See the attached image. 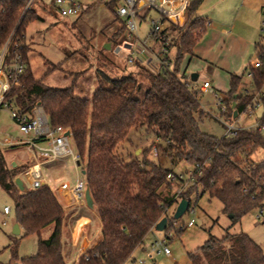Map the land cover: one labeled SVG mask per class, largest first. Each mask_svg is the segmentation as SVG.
I'll return each mask as SVG.
<instances>
[{"label":"trees","instance_id":"trees-1","mask_svg":"<svg viewBox=\"0 0 264 264\" xmlns=\"http://www.w3.org/2000/svg\"><path fill=\"white\" fill-rule=\"evenodd\" d=\"M27 1L0 0V50L9 42L5 64L10 66L18 57L24 65L22 73L11 81L6 100L23 114L40 106L51 128L62 127L70 133L100 225L99 241L74 264H125L166 211L178 200H188L198 188L221 203L230 226L264 207V157L256 162L252 159L258 150L264 152V97L256 96L264 84L263 36L256 45L257 64L248 70L251 88L243 87V76L231 74L229 90L221 100L224 116L232 117L234 111L238 116L260 103L262 117L255 128L218 138L200 132L199 122L207 114L199 101L201 92L180 73L183 60L193 56L207 27V22L196 16L201 0L186 3L181 24L169 23V29L179 33L177 42L167 44L165 31L161 33L164 38H154L167 50L175 46L172 56L162 57L165 64L159 72L139 63L134 72L115 77L99 72L91 100L76 98L74 83L51 88L34 78L24 43L26 26L34 19L32 5L24 11ZM120 22L118 36L125 29L124 21ZM142 128L153 133L163 159L172 165L186 161L193 166L188 186L168 180L172 171L159 159L149 160V150L140 153L142 159L130 156L125 160L118 154L130 131ZM17 147L0 148V189L13 200L15 224L23 234L11 236L7 264H68L71 241L64 240V236L69 237L65 235L64 209L45 184L18 191L14 179L27 166L8 165L5 157L6 151ZM173 183L182 189L179 196L172 191ZM173 224V219H168L166 235ZM47 230L49 235L44 238ZM33 235L37 238L36 253L19 257V240ZM187 258L190 264H264V251L247 234L226 230L220 239L209 235L201 246L187 253Z\"/></svg>","mask_w":264,"mask_h":264},{"label":"rangeland","instance_id":"rangeland-1","mask_svg":"<svg viewBox=\"0 0 264 264\" xmlns=\"http://www.w3.org/2000/svg\"><path fill=\"white\" fill-rule=\"evenodd\" d=\"M77 1L86 3L93 0ZM50 2L51 0H34L31 6L34 12V19L26 26L27 33L33 35L29 39H26L24 43L27 48L29 66L35 78L41 79L43 84L51 88H67L74 83V96L82 100H91L94 91L98 87L96 75L99 72L115 77L135 68V63L128 64L125 59L119 56H116L118 58L117 62L113 59L107 60L102 50L104 46L102 48H95L96 44L110 39L111 31L105 29V27L111 21V17L114 16L109 10L103 9L106 7L101 0H94V4L89 6L88 10H82L78 17L71 18L70 20L58 19L52 9L48 7ZM201 5L199 10H204ZM47 16H51L52 18V25L48 32H46L48 27L46 23L35 21L39 17L44 19ZM159 16V13L152 9L148 12L139 13L135 18L137 32L132 34L130 41L134 43L133 58L136 60L143 53V57L146 56V58H149L152 54L148 46L152 43L150 34L153 21H156L161 26L162 31H165L169 37L174 34L175 39L173 44L175 41L177 42L179 33H173L169 29L170 22L162 20V18L160 19ZM36 31H41V33L38 34ZM128 35L129 32L127 29H124L123 36L128 39ZM262 36L264 37V33H262ZM143 42L146 43V48H144ZM151 49L155 51L158 49V46L154 45ZM170 49L171 53H173L175 46L172 45ZM113 50H111L112 54ZM38 52L44 53L46 57L40 56ZM138 63L140 64L139 60ZM192 67L191 65L188 69L191 70ZM197 73L199 76L194 78V83L202 80V76L205 75L201 70H198ZM243 83V87L246 89L251 88L249 85L250 78L247 75L243 76ZM142 89L144 91L145 87L143 86ZM142 93L138 95L139 98L142 97ZM248 94L250 95L252 92L248 91ZM217 98L219 96L215 97V94L211 92L205 91L200 93V104L207 113L199 122L198 128L200 132L220 138L227 135L228 126L240 130L253 128L259 123L263 114V107L260 103L253 108L248 107L236 118H233V115L232 117L222 115L221 109L224 106L221 104V108H219L216 105ZM5 137H10L12 140L26 138L18 131L17 126L10 118L9 112L2 108L0 109V141ZM38 145L44 147L46 143L39 142ZM156 146L157 143L152 132L147 131L145 128L132 130L125 142L118 148V154L125 160H128L130 156L142 159L140 153L144 150H149L147 154L149 160H161L164 168L172 171L175 176H180L182 181L188 186L193 166L186 161H179L175 165H172L161 157ZM71 147L74 150L72 144ZM154 148H156V151L153 150ZM17 153L18 156L17 154L9 155H16L17 158L15 157L14 162H19V165H25L23 151L19 150ZM263 157L264 152L258 150L252 156V159L256 162L260 161ZM67 159V163L62 167L60 175H55L48 167H42V174L45 177L47 186L50 188H57V186L65 182L71 185L75 183L76 170L71 159ZM7 164L9 165L10 162L8 161ZM81 167L79 166L77 171L83 176ZM26 189L30 188L26 186ZM177 189V183H173L172 191L175 192ZM188 200L190 202V209L193 212H185L178 220H173V227L170 228L167 234L170 239H167L168 236L164 231H154L153 235L145 242L147 248L156 239L159 241L165 240L166 247L170 251L171 256L166 257L163 254H159L148 258L145 252L138 250L125 264H139V261H144L143 264H190L187 258L188 252L201 246L209 235L219 239L222 238L226 230L231 234L239 232L247 234L264 251V213L263 217L257 220L258 211L253 210L245 215L239 224L230 226L228 216L222 213L221 203L217 199H210L207 194H202L200 188L189 195ZM176 206L177 204L172 205L166 213L169 221L173 216ZM4 207L10 209V214L5 215L3 213ZM190 220H194L195 224L192 228H187V223ZM14 224V202L7 193L0 189V264H7L9 262L10 253L7 246L12 244L11 230ZM178 230L181 232L176 233ZM49 232V230L45 231L43 237H48ZM21 235L23 234L21 233ZM36 245L37 238L34 235L21 238L17 250L19 257L34 255L36 253Z\"/></svg>","mask_w":264,"mask_h":264},{"label":"crops","instance_id":"crops-1","mask_svg":"<svg viewBox=\"0 0 264 264\" xmlns=\"http://www.w3.org/2000/svg\"><path fill=\"white\" fill-rule=\"evenodd\" d=\"M73 1L80 6V10L78 13L69 17H61L59 14H57L55 9L51 7V2L49 3L48 7L52 9L53 13L58 19L70 20L71 18L78 17L82 10H88V7L94 4V0L86 3H80L77 0ZM150 2L151 0H138L136 9L137 15H139V13H143L144 11L148 12L149 10L153 9L159 13L160 19L162 18V20L164 19L169 21L167 17L159 11L160 9L150 5ZM102 3L106 7L103 9L109 10L110 13L114 15L111 17V21L105 27V29L111 31V36H109L110 39L108 41H103L96 44L95 48H102V46L108 45L110 48L109 50L104 49V47L102 48L103 52L105 53L104 57L107 60L113 59L116 62L118 61V56L122 59H125V57H127L129 54L134 56V43L131 42L130 39H126L123 36V32L119 36L117 35L122 27L120 21H123V19L118 18L112 8H110L104 2ZM154 3L161 9L167 11V13L169 12L171 17L177 15L179 24L183 22L184 12L180 15L176 13L178 10H181V0H178L177 3L171 7L166 5L161 6L159 0H154ZM201 3L200 5L202 8H204V10H199L201 8L199 6L196 11V16L198 18L204 19L207 22V27L201 39L193 49V56L191 58L186 57L183 60L180 73L189 77L191 74H196V76H199L197 72L198 70H201L203 73H205V75L202 76L203 79L198 80L195 83L192 80L191 82L197 86H201L203 82H208L214 90L213 93L215 94V97L219 96L220 99H224V94H226L229 90V76L231 74L248 76V70L257 64L256 45L262 36L261 22L264 21V0H201ZM35 21L46 23L48 26L46 32L49 31V28L52 25L51 16H47L44 19L39 17V19ZM169 22L173 21L171 20ZM36 33L40 34L41 31H36ZM173 35L174 34H172L170 38H167V44L175 39V36ZM32 36L33 35H29V33L26 31L25 40ZM150 40L152 43L150 46H148V49H150V52L152 53L151 56L149 58H146V56L138 57V59H142V64L145 65V67L156 66L154 59L161 48V45L157 43L154 38L151 37ZM154 45L158 46V49L155 51L151 49ZM111 50H113V54L111 53ZM168 52L170 56H172L173 53H171L170 48H168ZM38 53L40 56L44 58L46 57L44 53ZM191 65L193 67L191 70H189L188 68ZM135 69L136 68H132V70L128 72H134ZM200 92L203 93L205 91L202 90ZM256 96L257 98L264 97V84L261 88V91ZM256 105H258V103ZM16 139L21 140L22 138ZM6 148L8 147H1L2 150H7ZM19 150L23 151L25 165L28 166L30 155L24 146H19L13 151H6V160L9 161L10 164L16 163L19 166V162H14V159H16L18 156L17 152ZM9 154H17V156H10ZM18 160L20 159L18 158ZM67 160V158H63L55 162H44L41 165V172L42 167H48L55 175H60L62 172V167L66 165ZM43 178L44 184L47 185L44 175ZM50 189L55 194L58 202L65 212L64 229L66 232L65 235H68L69 237L64 236V240L68 238L71 241V252L67 257V262L68 264H74L77 262L78 258L84 254L86 249L95 245L99 241V220L93 210V207L89 209L86 204L80 208L76 207L71 202L69 194L61 188V185L57 186V188ZM153 232L146 238V240L153 235ZM21 233L22 232L20 230L19 235H21ZM145 242L142 247L138 248L134 253L138 252V250L145 252V250L148 248H146Z\"/></svg>","mask_w":264,"mask_h":264},{"label":"built area","instance_id":"built-area-1","mask_svg":"<svg viewBox=\"0 0 264 264\" xmlns=\"http://www.w3.org/2000/svg\"><path fill=\"white\" fill-rule=\"evenodd\" d=\"M101 1L112 8L118 18L123 19L125 29H127V31L129 32L128 39H130L132 37V34L137 32V24L135 18L137 17L136 9L138 0ZM177 1L178 0H159V3L161 6L166 5L171 7L174 6ZM33 2L34 0H28L24 11H27L33 4ZM187 2V0H181V10H178L176 12L177 14L180 15L184 12V8ZM150 5L160 9L159 11L162 12V14H164L169 21L172 20L173 23H178L177 15L171 17L169 12L168 14L167 11L155 5L154 0H151ZM51 7H53L57 14H59L61 17H69L73 14L78 13L80 10V6L73 0H51ZM261 32L264 33V21L261 22ZM161 33V26L157 22L153 21L150 36L152 38H157L158 36L164 38V35H161ZM8 46L9 42L0 50V109L4 108L9 112L10 118L17 126L18 131L26 138L21 140H12L10 137H5L0 141V146H24L27 149V152L30 155V161L28 162L29 164L26 169H24L17 177H20L21 180L25 182V185L30 189H36L44 184V178L41 172V165L44 162H55L63 158H70L73 163L74 169L76 170V180L73 185L69 184L68 182L61 184V188L69 194L71 202L76 207L80 208L81 206H84L86 204L84 200L86 183L83 176H81V174H79V172L77 171L79 168V166H77V163H79V157L71 147V137L65 135L67 131H65V129L62 127L51 128L49 126L48 118L40 106H36L30 114H23L19 113L17 109L14 108L12 103L6 100V95L11 87V81L14 80L17 75H20L24 68L23 63L19 61L18 57L15 58L14 62L10 66H7L5 64ZM143 46L144 48H146V44L144 42ZM143 54H141V56H143ZM165 55H169L170 57L167 48L161 47L159 53L155 56L154 59L156 66H147L146 68L155 73L159 72L165 64V62H163L162 60V57ZM138 60L141 64L143 63L141 61V58H139ZM138 60L133 58L131 54L125 57V61H127L128 64H136L138 63ZM184 76L186 79L191 81L189 76ZM193 89L198 91H209L211 93L214 92L208 82H203L201 86L193 85ZM216 100V105L220 108L222 99L217 98ZM236 131L238 130L233 129L231 126H228L227 135H234ZM36 140H42L41 142H45L46 145L44 147H40L38 145L39 142H37ZM153 150L156 151V148H154ZM167 179L173 182L175 180L180 181L183 183V187L187 185L182 181V178L180 176L177 177L171 173L167 175ZM181 190L182 189L180 188L175 191L177 196H179ZM179 201L180 200H178V202ZM189 206L186 212L192 213L193 211L189 208ZM257 211L258 214L256 216V219L260 220L263 217L264 207L257 209ZM3 213L5 215L10 214V209L4 207ZM165 217L169 219L167 214ZM194 224V220H190L187 223V228H192ZM168 238H170L169 235L167 239ZM145 253L146 257L148 258H152L153 256L159 254H163L167 257L170 256V251L166 247V241H159L157 239L149 245L147 250H145ZM143 263L144 261H139V264Z\"/></svg>","mask_w":264,"mask_h":264},{"label":"water","instance_id":"water-1","mask_svg":"<svg viewBox=\"0 0 264 264\" xmlns=\"http://www.w3.org/2000/svg\"><path fill=\"white\" fill-rule=\"evenodd\" d=\"M187 1L191 2L193 0H187ZM104 49L109 50L110 48L107 45V46H104ZM195 77H196V74H191V76H190L192 81L194 80ZM234 106H235V104L233 103L231 107L233 108ZM236 116H237V113L234 111L233 112V118H236ZM65 135L66 136H70V133L66 132ZM77 166H79V163H77ZM14 185L16 186V188L18 189V191L20 193H23V192L26 191V186L24 185V182L21 180L20 177H16L14 179ZM84 200H85L86 206L89 209H91L93 207V204H92V200H91V197H90V194H89V191H88L87 188H86L85 193H84ZM188 206H189V201L188 200H185V199L180 200L178 202L176 208H175V211L173 213L172 219L173 220H178L186 212ZM167 222H168V219L166 217H163L155 225L154 231H157V232L165 231V229L167 227ZM19 234H20V228H19V226L17 224H14V226H13V228L11 230V235L17 237V236H19ZM14 264H19V263H14Z\"/></svg>","mask_w":264,"mask_h":264}]
</instances>
